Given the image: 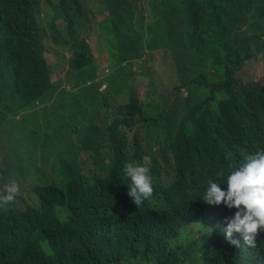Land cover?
<instances>
[{"label": "trees", "instance_id": "trees-1", "mask_svg": "<svg viewBox=\"0 0 264 264\" xmlns=\"http://www.w3.org/2000/svg\"><path fill=\"white\" fill-rule=\"evenodd\" d=\"M42 7L62 23L72 90L52 85ZM102 14L111 61L135 57L129 28L145 22V46L170 53L184 99L156 87L138 98L120 72L104 80L90 50L72 46L74 32H91ZM253 61L264 64V0H0V82L12 89L0 101H14L0 112V157L13 179L30 183L0 206V264H264V235L253 249L230 246L218 227L176 240L184 217L213 229L217 213L234 214L202 199L207 181L264 151V73L242 76ZM50 99V116L34 121ZM125 163L152 179L139 206L127 195Z\"/></svg>", "mask_w": 264, "mask_h": 264}, {"label": "rangeland", "instance_id": "rangeland-1", "mask_svg": "<svg viewBox=\"0 0 264 264\" xmlns=\"http://www.w3.org/2000/svg\"><path fill=\"white\" fill-rule=\"evenodd\" d=\"M146 1V0H144ZM139 7H142L140 4ZM143 16L147 17L150 15L146 6L143 7ZM106 14L97 15L91 20L93 25L92 31L89 32L86 27L76 30L73 34L75 41L72 46H81L86 47L90 50L91 56L96 64L98 73L102 76L105 75L104 80L106 81L112 74L121 73L122 78H130L133 89L138 96L142 98L143 95L149 91L151 88L156 87L157 89H165L169 93L173 94V97L184 99L186 96V91L178 87L175 74V65L173 63L172 57L168 51L163 50H150L145 46L144 39L146 34L144 32L145 22H142L141 28L133 21L129 31L135 35V39L132 41L130 50L133 51L135 57L126 59L120 66H116L111 60L109 55L108 44L103 38L102 33L98 30L97 26L100 25V22L106 17ZM39 22L41 26L47 31L48 38L46 39V52L45 60L47 66L51 72V79L53 81V86L59 90L62 88L72 90L74 84L72 83L70 76H73V73L68 69V60L72 56L69 48H62L57 39L58 32L56 28L61 26V22H54L49 14L47 13L44 7L41 8V13L39 14ZM109 19V18H108ZM110 22V20H109ZM115 49V47H113ZM123 56V55H121ZM264 73V64L260 61H253L247 63L242 71V76L244 78L253 77L259 78ZM12 89L5 88L3 83L0 82V93H5ZM99 91L102 93L105 91V88H101ZM74 95L72 93L64 94L59 97L61 99V105H64L69 100H72ZM116 95L110 97V101L116 99ZM55 99V98H53ZM53 100L50 99L47 103L38 106V111L34 121H39L44 123L46 118L50 116L48 108L50 107ZM14 101L8 100L6 97L0 101V112L4 114L6 112L13 110ZM58 116V112H57ZM20 118V115L13 116L12 119L16 120ZM14 167L11 164V161H7L6 158L0 160V173H5V181L0 180V192H3L5 186L13 181L16 182L18 188H28L30 184L27 180L19 181L13 179L14 176ZM17 181L19 183H17ZM20 184V185H19ZM193 214V213H192ZM217 218L219 213L216 214ZM187 216V215H185ZM187 217L182 219L180 227L176 229L178 234L176 240L195 239L200 231H203L205 234L212 233L215 231L218 232L217 227L220 226L215 221L212 222L213 229L209 228V222L207 227L203 228L200 221L190 222L187 221ZM226 222L224 224V229L226 227ZM169 241V238L165 239ZM173 244L169 247L172 249ZM158 250V247L155 248Z\"/></svg>", "mask_w": 264, "mask_h": 264}, {"label": "clouds", "instance_id": "clouds-1", "mask_svg": "<svg viewBox=\"0 0 264 264\" xmlns=\"http://www.w3.org/2000/svg\"><path fill=\"white\" fill-rule=\"evenodd\" d=\"M37 23L45 31L38 18ZM123 173L129 181L127 195L136 206L152 196L153 183L147 168L125 163ZM217 176H223L222 181L217 183L209 179L202 199L208 205L223 203L229 209L235 208L231 217L226 213L219 215L218 228L230 246L239 247L241 244L255 248L259 237L264 235V151L249 154L239 165H229L226 175L221 171L217 172ZM221 184H225L226 188L222 189ZM18 191L15 181L7 184L0 192V206L13 201Z\"/></svg>", "mask_w": 264, "mask_h": 264}]
</instances>
